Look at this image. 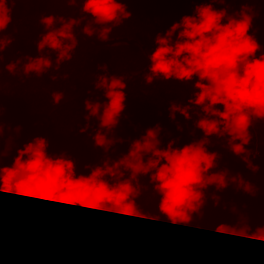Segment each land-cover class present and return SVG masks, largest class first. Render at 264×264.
I'll return each instance as SVG.
<instances>
[{"label":"trees","instance_id":"obj_1","mask_svg":"<svg viewBox=\"0 0 264 264\" xmlns=\"http://www.w3.org/2000/svg\"><path fill=\"white\" fill-rule=\"evenodd\" d=\"M231 5L246 10L247 15L252 17L249 34L257 35L264 27V0H242ZM228 6L214 5L217 9ZM8 7L11 8V22L3 35L11 36L12 43L5 50L3 61L4 136L0 141V150L7 153L4 158L6 166L13 163L17 149L22 148L34 122L54 101V93L63 95L77 89L94 88L101 75L122 77L127 84L126 118L122 114L121 124L132 140L157 123L163 129L160 136L164 142L162 146L177 137L180 138L179 144L174 146H183L203 135L190 125L199 118L197 113L203 115L199 108H191L192 121H186L179 113L176 114V121H172L168 112L169 104L173 102L181 107L188 104L192 92L198 91L193 87L196 77L187 83L161 78L148 85L143 74L150 66L149 57L155 50V35L165 33L182 16L193 14L195 5L177 0L129 3L127 8L132 12V17L114 28L109 38L122 41L104 46L88 41L98 40V26L93 25L97 28V34L92 37L82 33L81 29L92 19L89 16L74 30L78 46L72 53L71 61L63 62L58 71L54 70L55 52L47 48L43 53L37 51V43L46 34L40 19L49 15L62 16L65 20L80 18L82 14L79 8L82 5L16 3L14 7L11 4ZM59 26L57 23L56 27ZM261 50L264 51V45ZM40 55L52 59V69L40 77L35 74L25 76L23 64L28 62L29 57ZM17 61L20 63L15 74H10L7 64ZM99 65H107V72ZM101 96L104 100L103 92ZM86 99L98 101L92 96L68 98L45 117L33 136L46 138L49 154L66 153L75 161L77 173L83 172L85 175L88 174L83 167L85 164L95 166L105 158L103 149L94 148L91 138L98 121L95 118L84 120L88 115L84 108ZM177 122L185 125L183 133L177 130ZM85 124L91 126L87 133L81 134L80 128ZM18 126L19 133L15 131ZM188 132L195 135L189 137ZM249 132L252 139L245 147L252 154V162L260 166L259 171L248 173L240 158L228 150V140L213 136L209 138L211 144L208 150L220 153L218 170L227 167L233 172L264 176V121L254 120ZM113 133L126 141L115 145L114 152H109L108 155L116 160L126 154L129 142L118 126ZM245 178L250 179L249 182L258 189L256 197L236 191L235 186L230 184L228 188L215 193L221 197L219 205H215L210 198L215 188L210 187L206 193L209 198L201 210L203 216L193 214V221L189 225H172L159 213L160 196L148 183L149 176L139 178L143 189L136 202L145 215L159 216L160 219L156 221L119 215L115 210H89L68 205L56 206L63 209L66 215L54 221L45 211L38 209V201L16 196L13 206L0 220V264H216L226 260L238 248L252 247L254 243L235 235L216 234L215 228L219 224L238 225L243 218H247L253 231L257 226H264V180ZM9 197L10 194L0 193V213ZM233 206L235 213L232 212Z\"/></svg>","mask_w":264,"mask_h":264},{"label":"clouds","instance_id":"obj_2","mask_svg":"<svg viewBox=\"0 0 264 264\" xmlns=\"http://www.w3.org/2000/svg\"><path fill=\"white\" fill-rule=\"evenodd\" d=\"M146 0H0V141L4 136L3 124V61L4 53L12 43V37L3 33L11 22V4L16 3H66L69 6L82 5L80 18L42 16L46 34L37 43V51L45 48L56 55V68L65 61H71L72 53L78 46L75 28L89 16L91 21L82 29L88 37L97 34V39L108 41L114 28L132 17L127 5ZM195 5L193 14L184 15L174 22L163 34L158 32L154 38L155 50L151 53L150 67L144 76L150 85L154 80H176L187 83L196 77L194 89L188 104L181 107L175 102L169 104V119L176 121L179 113L186 121H192L191 108L203 113L192 121L195 129L203 135L183 146L180 138L170 139L167 144L160 138L161 125L148 127L144 134L128 145L126 154L113 160L109 152L115 145L126 143L123 137L116 136L114 129L126 118L127 84L122 77L101 75L94 88L103 90L104 102L86 99L84 108L88 115L85 121L95 118L98 127L91 135L94 148H102L105 158L101 164H85L88 174L77 173L76 163L66 153L49 154V142L44 137H34L17 149V155L10 166H6L7 155L0 150V193L13 194L38 201V209L45 211L52 220H61L66 213L57 205L79 206L89 210H115L119 215L140 216L159 220V216L145 215L137 204L143 186L139 178L149 176V184L160 196L159 213L172 225H189L193 214L202 217L206 205L207 190L215 188L211 199L219 205L221 192L234 185L236 191L256 197L258 189L240 173L230 175L231 169L220 168V153L209 151L210 137H228V150L240 158L249 173H257L259 165L250 159L252 155L245 146L252 139L249 129L253 121H264V51L255 34H249L252 17L241 8L229 13L227 7L242 0H177ZM87 14V15H83ZM227 21L226 23L224 21ZM59 23V27L56 24ZM175 34V39H173ZM259 53V56L257 54ZM8 63L6 68L15 74L17 64ZM49 56L29 57L23 64L25 76L35 74L40 77L52 69ZM107 72V65H99ZM55 79V77H52ZM65 78H67L65 76ZM62 94L54 93L53 100L59 102ZM222 106V109L217 106ZM90 124L80 128L87 133ZM183 133L185 125L176 123ZM15 131L20 132L18 126ZM111 134V135H110ZM194 132H188L193 137ZM11 140V138H10ZM239 141V143H237ZM146 158V159H145ZM216 170V171H213ZM127 173V175H126ZM232 212H236L235 206ZM216 234H230L250 240L252 247L238 248L226 260L216 264H264V226L253 231L247 218L238 225L219 224ZM123 242V241H122ZM2 247V237H0ZM212 264V262H209Z\"/></svg>","mask_w":264,"mask_h":264},{"label":"water","instance_id":"obj_3","mask_svg":"<svg viewBox=\"0 0 264 264\" xmlns=\"http://www.w3.org/2000/svg\"><path fill=\"white\" fill-rule=\"evenodd\" d=\"M89 42H93L97 45L100 46H104V45H110V44H114L117 42H120L122 40H108V41H100V40H94V39H88ZM150 67V66H149ZM149 67L148 69L143 72V74H147L149 71ZM103 90H97L95 88H84V89H77V90H73L70 91L66 94H63L59 100V102H55L52 101L51 103L48 104V106L43 110V112L39 115V117L36 119V121L34 122L32 128L30 129V131L28 132L24 143L22 145V147L24 146V144L30 142L37 130V128L39 127V125L42 123V121L45 119V117L54 109L56 108L60 103H62L63 101L67 100L68 98H71L73 96H77V95H82V96H92L94 98H96L99 102L103 103L104 100L101 96ZM118 128L122 131V133L125 135V137L127 138L129 144L132 142V139L130 138L129 134L127 133L126 129L123 127V125L120 124L118 125ZM146 159V158H145ZM216 171V170H213ZM223 171V170H220ZM237 173H240L241 175H243L244 177H248V178H252V179H258V180H264V176H258V175H253V174H245V173H241V172H233L230 171V175H235ZM16 198V195L10 194L8 203L6 205V207L4 208V210L0 213V220L3 218V216L8 212V210L13 206L14 204V200Z\"/></svg>","mask_w":264,"mask_h":264},{"label":"rangeland","instance_id":"obj_4","mask_svg":"<svg viewBox=\"0 0 264 264\" xmlns=\"http://www.w3.org/2000/svg\"><path fill=\"white\" fill-rule=\"evenodd\" d=\"M227 8L229 9V13H230V14H231L233 11H237V12H238V11L240 10V8H238V7L234 6V5H229ZM255 37H256V39L258 40V42L261 44V46H263V45H264V27L261 28L260 32H259L257 35H255ZM257 56H259V53L257 54ZM217 107H219V108H221V110H223V109H222V106H219V105H218ZM189 123H190V122H189ZM190 125H192V127H194L192 123H190ZM189 129H190V128H189ZM191 130H193V129H191ZM224 138H225L226 141L228 140V137H227V136H225ZM171 258H172V257H171Z\"/></svg>","mask_w":264,"mask_h":264}]
</instances>
